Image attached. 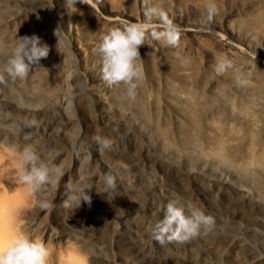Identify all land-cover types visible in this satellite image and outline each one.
I'll use <instances>...</instances> for the list:
<instances>
[{
	"label": "rangeland",
	"instance_id": "obj_1",
	"mask_svg": "<svg viewBox=\"0 0 264 264\" xmlns=\"http://www.w3.org/2000/svg\"><path fill=\"white\" fill-rule=\"evenodd\" d=\"M214 2L217 13L212 19L226 21L239 35L264 45V0ZM208 3L209 0H77L75 7L69 9L65 0H0V44L4 45L0 50V70L16 36H39L49 48L48 56L32 65L25 79L4 74V82L0 83V140L12 147L19 162V154L30 147L41 160L70 176L63 199L51 202L62 191L45 189L29 195L19 181V164L18 189L10 194L9 202L14 196L18 199L27 230L54 249L52 264H69L74 258L81 264L85 258L87 264H264V237L247 230L243 222L247 212L264 204V87L254 88L252 82L238 86L235 77L243 71L237 72V68L217 74L215 65L226 57L202 38L195 41L161 35L156 39L146 31L144 44L139 48L143 78L138 82L135 98L127 95L126 85L109 86L102 79L97 45L103 35L117 27L103 21L95 7L103 4L132 23L144 25L143 18L150 9L156 10L151 17L161 12L168 18L194 13L208 19ZM169 38L176 39V44H168ZM85 72L98 79L95 92L107 110L128 117L134 124V133L145 137L146 143L164 158L165 167L181 172L179 165H188L201 175L198 184L207 191L209 179L243 188L247 196L236 194L221 202L215 194L210 195L209 215L214 220L211 230L201 231L182 243L161 244L155 240L152 228L162 219L161 207L170 199L145 198L144 193L153 186L150 182L135 189L124 182V186L105 191V176L110 173L107 169L91 168L89 149L98 152L108 164L115 149H136L138 145L125 137L117 140L109 120H101L97 105L85 88ZM235 87L260 95L262 108L256 121L259 130L252 135L247 131L248 113L242 110L239 96L231 91ZM42 96L50 98V118L40 123L29 113L44 109ZM60 101L65 111L77 114L70 123L60 119L54 109ZM83 124L89 127L85 129ZM44 133L50 135L52 144L66 149H59L57 155L52 153L45 144ZM83 133L87 134L86 140L81 139ZM22 136L35 141L22 140ZM98 139L110 140L111 147L99 150ZM74 157L81 159L76 167ZM111 176L118 178V170L112 169ZM44 192L49 198L43 196ZM85 193L91 197L90 204L82 200L76 207L69 199ZM43 200H50L49 208L55 213L68 214L66 223L75 230L71 232L73 236L63 235L54 222L41 236L33 230V221L41 222L43 217L38 212ZM149 205L157 211L148 213ZM118 220H128L127 227L133 234L120 231L117 225L112 227ZM209 253L214 256L211 258Z\"/></svg>",
	"mask_w": 264,
	"mask_h": 264
},
{
	"label": "bare ground",
	"instance_id": "obj_2",
	"mask_svg": "<svg viewBox=\"0 0 264 264\" xmlns=\"http://www.w3.org/2000/svg\"><path fill=\"white\" fill-rule=\"evenodd\" d=\"M95 11L100 17H102L103 21L105 20V22L107 21L117 28H122L124 25L132 23L131 20L126 18L124 15L107 9L103 4L95 7ZM143 22H145V31L149 34H153L156 39H159L161 35L174 38L180 37L186 40L194 39L195 41L202 38L206 43L208 42V44H210L217 53L231 60L233 63V68H237L238 70L240 69L239 71L242 70V76L247 80V83L252 82L251 85L254 86V88L264 87L263 42H261V44H257L247 36L239 35L229 26L228 22L223 20L218 21L215 19L209 20V18L206 19L194 13H185L175 18H168L164 14L163 16L159 14L150 18L145 16L143 18ZM241 57H243L244 60L241 61ZM181 76L183 77V72L181 73ZM83 79L85 88L87 87L89 89V95L97 105L95 108L96 111L100 113L99 115L101 120L102 118H107L109 120L111 123V129L116 130L117 140L125 137L126 140L128 139L129 141L138 145L136 149L119 151L115 149L111 153L112 158L108 164L102 160L98 152L89 149L91 151V153L89 152V155L92 160L90 163L92 169L94 167H99L100 169L105 170L107 169L110 175L112 169L118 170L119 177L115 178L116 186H124V182H126L125 184H127L130 188L135 189L139 188L143 183L147 184V182H150L153 186L150 190L144 193L145 198L175 200L179 203V205L184 206L186 210L189 209V207H196L202 210L206 215H209L210 213V195L215 194L220 198L221 202H223L226 198H230L236 194L241 195L244 198L247 196L246 190L243 188L241 189L224 181H219L216 183V181L206 179L204 176H202L209 183L210 190L207 191L205 187L198 184V177L201 175L194 172L193 169L188 167V165H179L181 172H175L174 168L165 167L164 158L146 143L145 137L140 133H134V124L128 117L112 114L107 110V106H104L105 103L102 102L100 96L95 92L96 88L99 86V81L96 77H94V74L91 72H85V74H83ZM231 91L236 96H239L238 99L241 102L242 110L248 113V115H246L248 117L247 131L250 135H252L257 130H259V125L256 121L258 119L257 112L260 108H262L261 100L259 98L260 95L258 96V94L254 92H241L238 90V87L233 88ZM38 98L34 97L33 100H39ZM42 103L44 105L43 110H36L29 113L30 115H33L34 118L40 123H42L46 118H50V107H48V105H50V98L42 96ZM63 105L64 103L62 101L59 103L57 102L54 104V109H56V111L59 113L60 119L70 123L72 119L76 118L77 114L74 112L65 111ZM107 112L111 114L108 117H106ZM23 113L27 115L28 111L24 110ZM38 125L40 126L42 124ZM83 125L85 129L89 127V124ZM119 134H121L120 137H118ZM45 136H47L45 139V144L51 149L52 153L57 155L60 152L59 149H61V151L66 149V146L60 147L61 145L57 146L52 144V141H50V138L48 137L50 135L45 134ZM86 136L87 134L83 133L81 139L86 140ZM21 139L35 141L34 138L30 136H22ZM81 145L84 147V149L86 148L84 142H82ZM80 160L81 159L74 157L73 165L75 167L78 166ZM19 164L20 162L14 155L12 147L0 140V242H2L4 245L9 244L21 234L42 240V237H38L37 235L34 236L30 233V231L27 230L25 225L26 221L21 218V209L17 206L18 199L14 196L9 202L10 194L18 189L17 172ZM68 183H70V176L67 177L62 175L55 187L48 186L46 188L48 192H58L59 190L62 191L61 194L55 195L52 197V199L50 197L51 202L52 200L63 199V191L65 190V187L68 185ZM43 196L49 198L47 192H44ZM199 200H201V202H199ZM47 201L51 205L50 200ZM157 207L160 206L158 205ZM50 208H39L38 212L43 214V217L41 222L33 221V230L40 232L41 236V233L48 229L50 223L54 222L57 224V226H59L63 235L73 236L72 233L75 232V230L71 227L72 225L68 226L66 223L68 214L66 212H62L61 214L55 213L53 211L54 209L50 210ZM147 211L148 213H153L157 211V209L152 207V205H149ZM243 222L247 230L252 231L254 234H258V236L262 235L261 237H264V204L259 207L252 208L249 212H247V214L244 216ZM127 224H129L128 220H118V222L112 225V227L117 225L118 228L120 227V231L122 229L123 231H129L127 232L129 234H133V230L131 231L128 229ZM66 228H68L70 232H65ZM46 246L51 253L50 264H52V254L54 253V249L50 245ZM209 255L211 258L214 256L210 253ZM61 258L60 261H63ZM68 262L69 264H81L80 261L75 258L70 259ZM227 262L230 264L229 261ZM144 264L155 263L146 262Z\"/></svg>",
	"mask_w": 264,
	"mask_h": 264
},
{
	"label": "clouds",
	"instance_id": "obj_3",
	"mask_svg": "<svg viewBox=\"0 0 264 264\" xmlns=\"http://www.w3.org/2000/svg\"><path fill=\"white\" fill-rule=\"evenodd\" d=\"M84 2V0H81ZM77 0H65L67 8L75 7ZM209 20L217 13L214 0H209L207 5ZM155 9L145 13L149 18L155 14ZM163 16V13H159ZM170 24V22H169ZM146 38L145 27L140 23H129L122 28L109 30L97 45V53L101 57L102 79L109 85L124 84L127 86V95L134 99L138 82L143 78V69L140 64L139 48ZM176 39L169 38L167 43L176 44ZM4 47L0 44V50ZM49 54V48L41 42L36 35L17 37L11 45V52L6 64L0 70V83L4 82L6 73L12 79H25L31 71L32 65L39 64L42 58ZM233 68V63L227 58L220 59L214 67L217 74H223ZM237 72L239 70L237 69ZM238 86H245L247 80L242 75L235 77ZM99 150L111 147L112 142L108 139H98ZM20 156L19 181L26 186L29 195L42 192L48 186L55 187L59 178L63 175L59 167L49 165L30 148L23 150ZM115 178L105 176V191L115 190ZM79 207L81 201L91 203V197L85 193L82 196L69 197ZM43 208L50 207L47 200L40 202ZM163 217L152 228V235L161 244L166 242L182 243L199 235L201 231L207 232L214 225L211 216L206 215L196 207L185 209L175 200H169L161 207ZM51 253L42 240L21 234L4 245L0 242V264H50ZM83 264H87L86 258Z\"/></svg>",
	"mask_w": 264,
	"mask_h": 264
}]
</instances>
